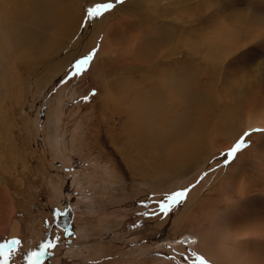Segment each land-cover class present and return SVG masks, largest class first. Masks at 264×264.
I'll use <instances>...</instances> for the list:
<instances>
[{"label":"rangeland","instance_id":"obj_1","mask_svg":"<svg viewBox=\"0 0 264 264\" xmlns=\"http://www.w3.org/2000/svg\"><path fill=\"white\" fill-rule=\"evenodd\" d=\"M19 1L0 0V12ZM48 2L64 13L54 32L15 9L2 11L9 15L0 42L14 57L5 63L0 54V264L5 254L6 264H220L224 243L264 264V0ZM100 3L114 6L89 19L87 10ZM150 44L151 53L143 50ZM93 51L87 70L73 75L76 62ZM152 61L171 64L159 65L172 78L164 91L179 79L184 90L177 104L192 123L172 129L174 139L166 135L173 154L162 146L154 154V140L139 168L128 138L133 144L148 134L131 137L121 118L129 122L125 110L139 73L153 79L145 91L163 80ZM144 63L149 72L138 68ZM103 79L126 101L108 118L101 109ZM172 97L163 112L175 111L178 97ZM187 138L202 148L185 147ZM241 138L246 147L227 157ZM165 155L171 164L161 161ZM151 178L159 191L144 195ZM177 192H185L183 203L166 215H145ZM67 210L73 214L69 237L57 225ZM45 244L53 247L36 261L32 253Z\"/></svg>","mask_w":264,"mask_h":264},{"label":"bare ground","instance_id":"obj_2","mask_svg":"<svg viewBox=\"0 0 264 264\" xmlns=\"http://www.w3.org/2000/svg\"><path fill=\"white\" fill-rule=\"evenodd\" d=\"M12 1H15V0H12ZM21 1V0H20ZM20 1H19V4H20ZM40 1L41 0H39V2H37V0H23L21 3L22 4H20V5H18L17 6V4L14 6V9H15V11L16 12H18V14H20V16H22L23 18H26V19H28L32 24H36V25H38L39 27H41V26H44V28L45 29H49V30H54L55 28L53 27V26H55L56 27V24H57V22H58V20L60 19V17L62 16V14H64V13H56L52 8H51V4L48 2L49 0H42V3H40ZM138 2H139V0H137ZM141 1V0H140ZM8 2V1H7ZM7 2H5V4L7 3ZM8 3H10V2H8ZM134 4V3H133ZM141 3H138L137 5H139V8L140 7H142L141 5H140ZM2 6V5H1ZM5 6V5H4ZM3 6V7H4ZM11 8H12V6H11ZM55 8V7H54ZM128 8V7H127ZM3 9V8H2ZM13 8L12 9H10V10H2V11H5V12H10V11H12V10H14ZM56 9V8H55ZM1 10V9H0ZM18 10V11H17ZM139 10V9H138ZM1 11V12H2ZM124 11V10H123ZM0 12V13H1ZM3 14H0V29H2L6 24H7V17H8V13H4V12H2ZM127 13V12H126ZM12 14H14V13H12ZM12 18V16L10 17V19ZM133 20V19H132ZM102 21H105V19L104 20H102ZM24 22V21H23ZM128 22V21H127ZM129 23V22H128ZM126 24V23H125ZM5 28V27H4ZM57 29V28H56ZM108 29V28H107ZM6 30V29H5ZM54 32V31H53ZM55 32H57L56 30H55ZM3 33V32H2ZM2 33L0 34V38H1V36H2ZM138 34H140V33H138ZM53 35V34H52ZM107 35V34H106ZM171 35V34H170ZM146 36V35H145ZM167 36H169V35H167ZM96 37V36H95ZM100 37V36H99ZM138 37V36H137ZM141 37H143V36H141ZM160 37H162V36H160ZM15 38V37H14ZM38 38V37H37ZM46 38V37H45ZM105 38V37H104ZM146 38V37H145ZM167 37L165 36L164 37V40L166 39ZM12 39H13V37H12ZM168 39H170V37L168 38ZM15 40V39H14ZM38 40V39H37ZM144 40V39H143ZM142 40V41H143ZM159 40V39H158ZM161 40V39H160ZM163 40V39H162ZM163 40V41H164ZM167 40V39H166ZM4 41H6V39L4 40ZM105 41V40H104ZM109 40H106L105 42L107 43ZM138 41V40H137ZM7 42V41H6ZM35 42H36V40H35ZM140 42V41H139ZM145 43H146V41H144ZM147 42H149V39L147 40ZM152 42H153V40H152ZM155 42H157V41H155ZM15 43H16V41H15ZM18 43V42H17ZM16 43V45H18ZM158 43V42H157ZM165 43V42H164ZM105 44V43H104ZM103 44V48H104V46L106 45V46H108L107 44H105L104 45ZM110 44V43H109ZM131 44V43H130ZM138 45H139V43H137ZM149 44V43H148ZM156 44V43H155ZM145 45V44H144ZM154 45V44H153ZM4 46L5 45H3L1 42H0V54L2 55V62H3V60L5 61V63H6V61H8L9 59V56H10V53L9 52H4V50H3V48H4ZM105 46V48L104 49H106L107 47ZM127 46V45H126ZM136 46V45H135ZM156 46V45H155ZM155 46H153V47H155ZM159 47L158 48H160V46H161V44L160 45H158ZM8 47H10V46H8ZM20 47V46H19ZM110 48H111V46H109ZM140 47H141V45H140ZM143 47V46H142ZM6 48V47H5ZM110 48H108V49H110ZM126 48V47H125ZM133 48H135V47H133ZM103 49V50H104ZM142 49V48H141ZM140 49V50H141ZM11 50V49H10ZM103 50L100 52V54H99V56H101L102 54H103ZM112 50H114V49H112ZM143 50H147V51H149L150 53L152 52V44H150L148 47H146V48H143ZM142 50V51H143ZM155 50V49H154ZM160 50V49H159ZM7 51H9V50H7ZM106 51L108 52V50L106 49ZM111 51V50H110ZM162 51H164V50H162ZM161 51V52H162ZM113 52V51H112ZM155 52L156 51H154V54H155ZM20 53V51L19 52H17V53H15L14 55H15V57H19V55L21 54H19ZM137 53V52H136ZM142 53H144V52H142ZM145 53H147V55L149 54L150 55V53H148V52H145ZM158 53V52H157ZM153 54V53H152ZM153 54V55H154ZM156 55V54H155ZM158 55V54H157ZM160 56V55H159ZM11 57V56H10ZM14 57V56H13ZM13 57H11L12 59H13ZM115 57V56H114ZM135 57H142V55L138 52L137 53V55H135ZM158 57V56H157ZM166 57V54H165V51H164V57L163 58H165ZM16 58V59H17ZM107 58V57H106ZM113 58V57H112ZM132 58H134V57H132ZM160 58V57H159ZM115 59V58H114ZM147 59V58H146ZM145 60V59H144ZM154 60V59H153ZM13 61V60H12ZM99 61V60H98ZM110 61H112V60H110ZM110 61H109V64H110ZM129 61V60H128ZM127 61V62H128ZM137 61H139V60H134L132 63L134 64V63H136ZM148 61V60H147ZM108 62V61H107ZM118 62V61H117ZM151 62V61H150ZM98 63V62H97ZM100 63H101V61H100ZM102 63H104V62H102ZM101 63V64H102ZM114 63V62H113ZM152 63H156V65H158V68L157 69H159V65H161V64H159V63H157V61H155V62H153L152 61ZM170 63H174V61L173 62H170ZM176 63V62H175ZM175 63H174V66H175ZM112 64V63H111ZM127 65V64H126ZM129 65V64H128ZM127 65V66H128ZM142 65H144V66H142ZM155 65V66H156ZM163 65V67L164 68H167V69H170L169 68V65H171V64H166V63H164V64H162ZM102 66V65H101ZM101 66H100V68H101ZM113 66H116V65H113ZM130 66L131 65H129V68H130ZM140 66V67H139ZM138 66V68H140L141 70L143 69V72L144 71H148L149 72V70H150V68L148 67V66H145V63L144 64H140ZM119 68H120V66H119ZM128 68V69H129ZM135 68H136V66H135ZM147 68V69H146ZM164 68H161V69H159V71H160V73L162 74V77H161V79H163V80H160V81H162V82H160V81H155L154 82V84H152V85H150V87H146L147 88V91H145L144 90V88H143V85L145 84V83H147L146 81L148 80V81H150L151 79H152V77H147V80L145 81V79H146V75L143 73H139L138 75H140L141 76V78H140V80H139V82H135V83H133L132 82V85L133 86H135L136 87V89L133 91V97H132V99H129V102H130V106L128 107V109H124L125 110V114L127 115V117H128V121L129 122H126L124 119H122L121 118V120L123 121L122 123H123V131H125V132H127L128 133V135H131V137H134L135 135H143V134H148V137L146 138V139H141V138H135L134 137V139H135V141H132V143L133 144H131L130 143V137L128 138V142H129V144L130 145H135V147L134 148H132L133 149V151L134 152H136V153H138L137 155H138V157H137V162L138 163H140V165H139V168L140 167H142V162H144V160H147V157H148V153H149V150L152 148V146H153V144H154V140H156L157 141V143L159 144L158 146H157V149L156 150H154V154H156V155H158L159 153H158V151H159V149L161 148V146L162 147H164L163 149H165V153H168V154H173V148L170 146V145H167V142L165 141L166 140V138H167V134H170V135H172L171 136V138H175L176 137V135H178V133L176 132V131H174V130H172V129H178L179 128V126L182 124V122L183 123H186L187 125L191 122L190 120L192 119V118H184V117H182V110H179V106H178V104H177V102L179 101V98L181 97L180 95H182V92H183V90H184V87L180 84V82H179V79H174L173 81H174V83L171 85V87H172V89H170L169 90V92H165L164 90H165V88L169 85V84H171V83H169V81L171 82V77H169V79H168V76H167V71L164 69ZM66 69V68H65ZM65 69L64 70H59V72H58V74H57V78L59 79V78H61V77H63V75L65 74L64 73V71H65ZM122 69H123V66H122ZM132 69H134L133 68V66H132ZM131 69V70H132ZM149 69V70H148ZM156 69V70H157ZM175 69H176V66H175ZM178 69V68H177ZM9 70V69H8ZM101 70H103V69H101ZM109 70V72H111L110 71V69H108ZM126 70H127V68H126ZM130 70V69H129ZM128 70V71H129ZM179 70V69H178ZM173 74H174V76L176 75V76H179V73L177 72V71H172V70H170ZM5 72H6V70H5ZM101 72H103V71H101ZM108 73V72H107ZM155 73H156V71H155ZM154 73V74H155ZM170 74V73H169ZM183 74V73H182ZM104 75V74H103ZM110 75V74H109ZM128 75V74H127ZM126 75V76H127ZM145 75V76H144ZM181 75V74H180ZM101 76V75H100ZM117 76V75H116ZM126 76H125V79H126ZM171 76V75H170ZM102 77V76H101ZM105 77V76H104ZM182 77V76H181ZM107 78V77H106ZM128 78V77H127ZM183 78V77H182ZM137 79H138V76H137ZM150 79V80H149ZM155 79V78H154ZM104 80V85H105V87L107 88V94L105 95V96H103L102 97V114H103V117L104 118H108V116H109V114H111V115H115V114H117V113H119L118 111H119V109L122 107V102H124V101H122V98H125L124 96H117L116 95V93H114V91H112L113 89H111V87H109V85L107 84L108 82L105 80V79H103ZM153 80V79H152ZM156 80V79H155ZM184 80V79H183ZM107 83H106V82ZM127 81H128V79H127ZM183 83V82H182ZM3 84V83H2ZM5 84V83H4ZM127 84V83H126ZM131 84V83H130ZM135 84V85H134ZM191 85V84H190ZM5 86V85H4ZM110 86H111V84H110ZM127 87H128V85H126ZM147 86V85H146ZM129 87H130V85H129ZM115 88L116 89H120L121 88V82L116 86L115 85ZM123 88V87H122ZM111 89V90H110ZM125 89V88H124ZM133 89H134V87H133ZM148 89H150V90H152L153 92H152V94L150 93L149 94V90ZM128 90V89H127ZM129 91V90H128ZM163 92H165V93H163ZM123 93V92H122ZM176 93V94H175ZM118 94V93H117ZM120 94V93H119ZM126 94V93H125ZM127 94H129V93H127ZM176 96V97H178L177 98V100L176 101H174L173 103H175V104H173L174 105V108H175V111H173L172 109L173 108H169V110H167V112H163V107H164V104H165V101H166V99H171V97L172 96ZM179 95V96H178ZM185 95V94H184ZM131 98V97H130ZM10 99V98H9ZM19 99V98H18ZM172 99H173V97H172ZM174 100V99H173ZM169 101H171V100H169ZM126 102V101H125ZM169 103V102H168ZM169 105V104H168ZM169 107V106H168ZM125 108H126V106H125ZM121 109H123V108H121ZM1 113V112H0ZM123 113V112H122ZM113 118V117H112ZM127 119V118H126ZM192 123V122H191ZM257 123H259V122H257ZM108 124V123H107ZM250 127H252V125H249ZM4 129V128H3ZM3 132V131H2ZM127 135V134H126ZM194 137V136H193ZM144 138V137H143ZM191 138H192V136H191ZM188 139V141H187V143L185 144V147H186V145H188V144H195L196 143V139H193V141H191L189 138H187ZM153 143V144H152ZM198 143V142H197ZM148 144H150V145H148ZM167 145V146H166ZM197 145L198 144H195L193 147L194 148H190V146H189V148L190 149H194L193 150V152H196L197 150L195 149V148H202V147H200L201 145H200V143H199V147H197ZM166 146V147H165ZM188 147V146H187ZM186 149V148H185ZM188 150V149H187ZM191 150V151H192ZM196 150V151H195ZM175 151V150H174ZM190 151V152H191ZM190 152H188V153H190ZM184 153V152H183ZM192 153V152H191ZM202 152H201V150H199V155L201 154ZM184 155V154H183ZM185 156V155H184ZM202 156V155H201ZM144 158V159H143ZM201 158V157H200ZM189 160H190V158H188ZM160 160V159H159ZM172 159L171 158H169L167 155H165L164 156V158L161 160L164 164H168V163H170L171 164V161ZM178 160V159H177ZM188 160V161H189ZM200 160V159H199ZM196 161H198V160H196ZM182 162H184L183 161V159H182ZM160 163V162H159ZM146 164V163H145ZM173 164V163H172ZM185 165V164H184ZM148 166V165H147ZM162 166V165H161ZM173 167H175L174 165H172ZM182 166V165H181ZM144 167V166H143ZM176 167H178V165L176 166ZM184 167V166H183ZM137 168V167H136ZM172 168V167H171ZM132 169V168H131ZM134 169V168H133ZM144 169V168H143ZM142 169V170H143ZM178 169V168H177ZM179 169H180V166H179ZM185 169V168H184ZM135 170V169H134ZM133 170V171H134ZM173 171V170H172ZM134 174V173H133ZM138 174V173H137ZM143 175V174H142ZM141 175V176H142ZM137 176H140L139 174L137 175ZM145 176V175H144ZM144 176H143V178H144ZM159 176V175H158ZM145 179V178H144ZM146 180V179H145ZM156 183V184H158L159 183V181H155V180H153V178H151V182L149 181V184L151 185V189L149 190V191H147L146 192V190H145V192H144V195H146V194H155V193H158L157 191H159V190H157L158 189V187H156V184L154 183V182ZM148 183V182H147ZM145 185V184H144ZM159 185H160V183H159ZM160 187V186H159ZM139 189H141L142 191H144V189H145V187L144 186H141ZM142 193V192H141ZM177 210H178V208H176ZM176 209H175V211H176ZM199 210V209H198ZM175 211H173V212H175ZM172 213V212H171ZM175 215H177V213L175 214ZM179 215V217H180V214H178ZM172 217H173V215H172ZM178 217V218H179ZM167 218V217H166ZM181 218V217H180ZM170 220V219H169ZM168 220V221H169ZM160 220L158 219V222H159ZM171 222H173L174 220H170ZM177 222V221H176ZM176 222H174V223H176ZM188 222H190V221H188ZM13 230H14V232H15V234L17 233V227H14L13 228ZM71 231H72V229H71ZM203 236V235H202ZM227 237V236H226ZM204 238V237H203ZM202 241V240H201ZM230 241V240H229ZM228 242V241H227ZM203 244V243H202ZM205 244V243H204ZM231 244V243H230ZM222 246V245H221ZM105 249V248H104ZM103 249V250H104ZM102 250V251H103ZM199 251V250H198ZM103 254V253H102ZM101 254V255H102ZM219 254H220V256L218 255V257H219V259L218 258H214V257H212V259H213V261H214V263L217 261V260H214V259H218V262L220 263V264H222V262H226V263H228V264H256L255 263V261L254 260H252V259H250L249 257V255H247V254H243V253H241L240 251L239 252H236V251H234L233 249H231V248H229L228 247V245L226 246V244L224 243L223 244V246H222V250H220L219 251ZM97 256V255H96ZM214 256V255H213ZM217 256V255H216ZM209 257V256H208ZM98 258H101L100 256L99 257H96V260L98 259ZM211 259V258H210ZM49 262V261H48ZM53 263V261H51L50 260V262L48 263V264H52ZM55 263V262H54ZM260 263V262H259ZM84 264H86L85 262H84ZM89 264V263H88Z\"/></svg>","mask_w":264,"mask_h":264},{"label":"snow or ice","instance_id":"obj_3","mask_svg":"<svg viewBox=\"0 0 264 264\" xmlns=\"http://www.w3.org/2000/svg\"><path fill=\"white\" fill-rule=\"evenodd\" d=\"M119 3H123V0H117ZM114 5L112 3H100L97 4L96 7L94 8H89L87 10V16L89 19L99 17L109 9H111ZM95 55V52H91L88 55H86L84 58L78 60L76 64L74 65V72L73 75L79 76L81 75L84 71L87 70L88 65L93 59V56ZM244 147H246L245 141L243 138H241L232 148L231 150L226 154L227 157L234 159L236 157V154L241 151ZM185 197V192H177L174 193L173 195L168 197V202L166 203H160L158 212L153 210L151 213H145V215H157V214H167L173 207V205H176L178 203H183ZM16 241H13L10 245H6L5 248H11ZM50 247H53L52 244H45L43 246V250L40 252H33L32 257H35L36 261H39L42 259L46 254V250ZM5 259V264L7 262L8 256L5 254L4 255ZM33 264H35V261H33Z\"/></svg>","mask_w":264,"mask_h":264},{"label":"water","instance_id":"obj_4","mask_svg":"<svg viewBox=\"0 0 264 264\" xmlns=\"http://www.w3.org/2000/svg\"><path fill=\"white\" fill-rule=\"evenodd\" d=\"M72 217L71 210H67L65 213H59L57 225L65 231L66 237L71 235L72 229Z\"/></svg>","mask_w":264,"mask_h":264}]
</instances>
